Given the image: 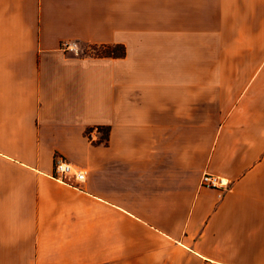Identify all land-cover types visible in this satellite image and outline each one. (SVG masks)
<instances>
[{"label": "crops", "instance_id": "crops-1", "mask_svg": "<svg viewBox=\"0 0 264 264\" xmlns=\"http://www.w3.org/2000/svg\"><path fill=\"white\" fill-rule=\"evenodd\" d=\"M0 264H264V0H0Z\"/></svg>", "mask_w": 264, "mask_h": 264}, {"label": "built area", "instance_id": "built-area-1", "mask_svg": "<svg viewBox=\"0 0 264 264\" xmlns=\"http://www.w3.org/2000/svg\"><path fill=\"white\" fill-rule=\"evenodd\" d=\"M61 47L67 52L76 53L79 51V46L76 42H65ZM52 177L61 182L77 186V184L85 180L86 172L69 162L66 158L55 155ZM201 184L206 187L221 188L226 187L228 182L218 176L205 173L201 178Z\"/></svg>", "mask_w": 264, "mask_h": 264}, {"label": "trees", "instance_id": "trees-1", "mask_svg": "<svg viewBox=\"0 0 264 264\" xmlns=\"http://www.w3.org/2000/svg\"><path fill=\"white\" fill-rule=\"evenodd\" d=\"M94 51V53L89 54L96 57H114L119 58L125 55V48L123 45H91L88 46ZM88 54V53H86ZM108 136V129L105 131V137Z\"/></svg>", "mask_w": 264, "mask_h": 264}, {"label": "rangeland", "instance_id": "rangeland-1", "mask_svg": "<svg viewBox=\"0 0 264 264\" xmlns=\"http://www.w3.org/2000/svg\"><path fill=\"white\" fill-rule=\"evenodd\" d=\"M79 52H81V53H83V54H86V53H88V54H92V53H94V51H93L92 49H90V48L88 47V45H83V46H81V47L79 48Z\"/></svg>", "mask_w": 264, "mask_h": 264}]
</instances>
